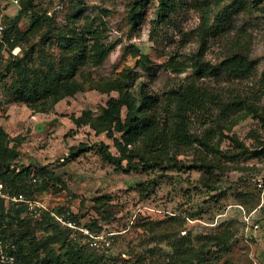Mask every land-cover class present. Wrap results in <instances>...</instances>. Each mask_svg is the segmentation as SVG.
I'll return each instance as SVG.
<instances>
[{"label": "rangeland", "instance_id": "rangeland-1", "mask_svg": "<svg viewBox=\"0 0 264 264\" xmlns=\"http://www.w3.org/2000/svg\"><path fill=\"white\" fill-rule=\"evenodd\" d=\"M79 1L84 10L74 18L71 0H33L32 11L41 15L43 25L29 41L13 50L0 44V124L10 135L8 144L19 151L15 168H30L29 183L35 175L38 177L33 181L34 197L47 207L41 214H34L21 206L19 218L12 220L13 235L18 237L23 231L22 221H29L33 227L24 243L30 246L31 238H45L46 230L37 220L49 211L61 229L67 228L69 239L87 243L86 253L135 261L153 249L155 258L164 262L173 251L168 235L173 241L198 245L197 237L227 228L231 232L230 250L212 245V259L207 264H264V120L250 115L231 125L235 116L225 117L220 106L222 101L253 100L262 95L264 12L255 4L240 8L234 0H222L217 5V0H178L169 20L159 22L158 0L140 6L137 18L134 9L140 0ZM209 3L211 21L221 22L214 16L225 12L226 7L228 13L226 28L209 38L204 59L219 66L232 41L243 36L257 70L248 79L225 73L197 79L221 100L209 103L188 120L192 138L203 139L208 146L196 140L192 146L145 152L144 160L136 154L139 148H125L122 142L120 147L116 140H122L121 132L114 125L110 130H98L85 122L100 116L108 102L125 89L139 95L143 88L163 97L172 87L195 78L191 66L176 73L165 63L171 57L190 62L199 51L196 28ZM21 4L0 0V20L15 16ZM31 17L30 12L24 14L20 22L23 29L31 25ZM73 21L80 28L86 25L101 31L102 40L110 45L104 63L82 65L76 76L83 81V89L48 101L46 110L17 100L13 92L15 56L23 62L32 57L36 64L42 60L58 62L63 56L57 44L58 33L67 31ZM141 55L149 57L153 63L150 68L143 65ZM257 103L264 110V95ZM126 112L124 107L123 118ZM101 142L121 157L120 165L104 157ZM81 143L91 148L70 157L69 149ZM259 151L263 153L257 155ZM43 167L46 173L39 172ZM45 182L47 188L42 186ZM58 216L92 231L91 226L101 227L97 233L111 238V247L87 242L79 231L72 234ZM246 216L251 217L249 223Z\"/></svg>", "mask_w": 264, "mask_h": 264}, {"label": "trees", "instance_id": "trees-1", "mask_svg": "<svg viewBox=\"0 0 264 264\" xmlns=\"http://www.w3.org/2000/svg\"><path fill=\"white\" fill-rule=\"evenodd\" d=\"M32 1L21 0L20 11L15 16L5 17L6 25L2 40H0L1 45L5 44L10 50H13V48L29 41L31 34L43 25L41 15L32 11ZM177 1L158 0L156 20L159 22L169 20L170 14L177 9ZM221 1L217 0L215 4L217 5ZM146 2L148 0H140L139 6L134 9L135 18L138 17L139 7ZM261 2L262 0H234L233 3L240 8H249L255 4L257 9L264 12V5H260ZM209 5L210 3L207 4L206 9H203L201 23L196 28V34L201 42L199 51L191 57L190 62L171 57L165 63L167 68L176 73H181L191 66L195 78L192 77L191 80L188 79L186 82L172 87L164 93L163 97L147 92L143 88L139 95L125 89L118 97H113L108 102L100 116L85 122H90V125L98 130L101 127L110 130L114 125V128L121 132L122 140H116L120 147L123 143L125 148L129 145L135 149L139 148L136 154L144 160H146L145 152H164L171 146H192L196 140L208 146L203 139L192 138L188 120L197 111L207 107L209 103H218L221 100L207 86L197 83V79L204 75L219 77L223 73L235 79H248L257 70V63L251 58L250 47L244 42L243 36L236 37L232 41L219 66L211 65L204 59L209 38L217 37L226 28L224 19L228 13V7H226V9L224 8L225 12L216 13L214 16L215 19L220 17L221 22L211 21ZM70 9L71 15L78 18L84 7L81 1L71 0ZM28 12L32 13L31 25L23 29L20 22L24 14ZM90 39L93 41L91 42ZM57 44L63 54L58 62L42 60L40 64H36L32 57L23 62L15 56L17 78L14 82L13 92L17 100L46 110L48 101L55 102L82 90L83 81H79L76 76L80 67L85 64L101 65L110 52V45L102 40L99 29H92L86 25L80 28L75 21L67 31L58 33ZM141 59L143 65L148 68L152 66L153 63L148 56L141 55ZM42 65H46V68H43ZM133 77L131 76V78ZM261 87V94L264 95V72ZM262 95L253 97V100L222 101L221 113L225 117L235 116L231 125L250 115L264 120V110L257 105V101L261 100ZM161 106H163L162 109ZM124 107L127 109L125 118L122 117ZM9 138V133L0 124V181L5 183L12 194L22 192L27 196L34 197V182L32 180L29 183L27 179L30 168L24 167L20 170L15 168L14 162L19 156V151L15 145L8 144ZM90 148L81 143L71 147L69 155L76 157ZM100 150L103 151V155L108 161L121 164V157L108 151L103 142H101ZM261 153L263 151L256 152L257 155ZM130 166L134 167V165ZM39 172L46 173L47 171L43 167ZM42 186L47 188V183L45 182ZM14 205L16 204L0 198L1 233L8 243L16 245L17 264H207L212 259L210 250L212 245L224 251L231 248L229 243L231 232L226 228L221 232L197 237L198 245L179 239L173 241L168 235L173 251L168 253L171 255L164 262H159L155 258L153 249L148 252V255L139 256L135 261L111 257L106 254L92 255V253H86L87 243L81 244L69 239L68 231L65 230L67 228L64 229L65 231L61 229L49 211H44L41 219L37 220V224L46 230L45 238L40 240L31 238L32 242L29 246L24 243V240L30 237L33 227L29 221H22L23 231L19 233L18 237H15L11 232L12 220L17 216L19 218V214L23 210L21 206L17 205L15 208ZM91 228L95 232L101 230V227L94 229L91 226ZM57 244L59 245L57 246ZM0 264L4 263L0 261Z\"/></svg>", "mask_w": 264, "mask_h": 264}, {"label": "built area", "instance_id": "built-area-1", "mask_svg": "<svg viewBox=\"0 0 264 264\" xmlns=\"http://www.w3.org/2000/svg\"><path fill=\"white\" fill-rule=\"evenodd\" d=\"M20 2L21 0H16ZM5 28V24L2 20H0V40L3 37V31ZM34 182L38 181V177L34 176L32 179ZM0 198H4L7 201H11L18 206H24L29 211L34 214H41V212L46 209V205L35 197L27 196L26 194L19 192L12 194L6 187L3 181H0ZM243 208V206H242ZM246 222L249 223L251 217H245ZM58 220L65 226L69 227L73 230L72 234H76L75 231H79L83 239L87 242L98 243L105 248H109L112 245V239L109 238L105 233H97L92 231L89 227L78 225L72 219L64 218L63 216H58ZM254 227L259 228L258 224H255ZM0 261L4 264H17L16 257V245L13 243H8L0 229Z\"/></svg>", "mask_w": 264, "mask_h": 264}, {"label": "crops", "instance_id": "crops-1", "mask_svg": "<svg viewBox=\"0 0 264 264\" xmlns=\"http://www.w3.org/2000/svg\"><path fill=\"white\" fill-rule=\"evenodd\" d=\"M262 239L264 240V234H263V237H262Z\"/></svg>", "mask_w": 264, "mask_h": 264}]
</instances>
